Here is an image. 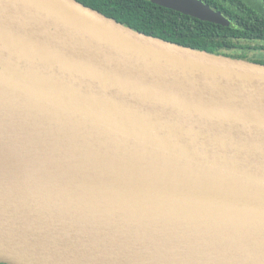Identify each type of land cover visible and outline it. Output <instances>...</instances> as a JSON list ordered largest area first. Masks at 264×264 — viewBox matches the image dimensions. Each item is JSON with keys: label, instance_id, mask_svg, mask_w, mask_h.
Returning a JSON list of instances; mask_svg holds the SVG:
<instances>
[{"label": "water", "instance_id": "obj_1", "mask_svg": "<svg viewBox=\"0 0 264 264\" xmlns=\"http://www.w3.org/2000/svg\"><path fill=\"white\" fill-rule=\"evenodd\" d=\"M0 164V264H264V64L0 0Z\"/></svg>", "mask_w": 264, "mask_h": 264}, {"label": "trees", "instance_id": "obj_2", "mask_svg": "<svg viewBox=\"0 0 264 264\" xmlns=\"http://www.w3.org/2000/svg\"><path fill=\"white\" fill-rule=\"evenodd\" d=\"M76 1L137 32L195 50L246 59L248 47L243 42L257 43L254 49L264 51V12L258 14L242 0H201L221 12L230 22L228 27L203 22L147 0ZM248 60L264 64V60Z\"/></svg>", "mask_w": 264, "mask_h": 264}, {"label": "rangeland", "instance_id": "obj_3", "mask_svg": "<svg viewBox=\"0 0 264 264\" xmlns=\"http://www.w3.org/2000/svg\"><path fill=\"white\" fill-rule=\"evenodd\" d=\"M244 3H246L248 6H250L255 12L258 14H262L264 12V3L262 0H242ZM242 45H246V59H253V60H264V51H259L254 49V45H257V43H243ZM235 51L231 52L234 53ZM241 53V51H236Z\"/></svg>", "mask_w": 264, "mask_h": 264}, {"label": "bare ground", "instance_id": "obj_4", "mask_svg": "<svg viewBox=\"0 0 264 264\" xmlns=\"http://www.w3.org/2000/svg\"><path fill=\"white\" fill-rule=\"evenodd\" d=\"M16 171L12 169L10 164H0V171Z\"/></svg>", "mask_w": 264, "mask_h": 264}]
</instances>
